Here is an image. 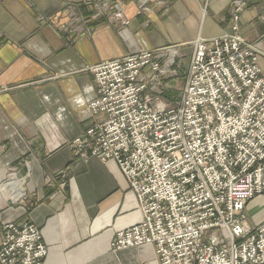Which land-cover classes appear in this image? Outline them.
<instances>
[{
	"label": "built area",
	"instance_id": "1",
	"mask_svg": "<svg viewBox=\"0 0 264 264\" xmlns=\"http://www.w3.org/2000/svg\"><path fill=\"white\" fill-rule=\"evenodd\" d=\"M148 2L135 0L143 12ZM81 5L89 10L86 24L129 23L122 0ZM247 6L231 1V32L194 40L175 104L145 92L146 74L161 72L170 47L85 67L95 82L87 103L92 123L69 146L74 155L113 161L141 212L139 223L115 234L112 250L150 244L158 264H264V223L248 229L243 215L246 203L264 194V71L238 31ZM73 10L66 8L70 23ZM165 65L164 73L171 62ZM46 255L35 224L2 225L0 264H42Z\"/></svg>",
	"mask_w": 264,
	"mask_h": 264
},
{
	"label": "crops",
	"instance_id": "2",
	"mask_svg": "<svg viewBox=\"0 0 264 264\" xmlns=\"http://www.w3.org/2000/svg\"><path fill=\"white\" fill-rule=\"evenodd\" d=\"M81 1L0 0V235L6 222L35 224L47 248L42 264H158L150 244L112 250L115 234L141 220L137 199L113 161L69 146L92 123L96 90L85 67L162 47L189 61L196 38L231 32L232 0H149V12L122 0L126 26L86 24ZM247 1L238 31L264 71V0ZM244 212L246 228L263 224L264 194Z\"/></svg>",
	"mask_w": 264,
	"mask_h": 264
},
{
	"label": "rangeland",
	"instance_id": "3",
	"mask_svg": "<svg viewBox=\"0 0 264 264\" xmlns=\"http://www.w3.org/2000/svg\"><path fill=\"white\" fill-rule=\"evenodd\" d=\"M123 4H124V2H123ZM70 19L71 18H69V20ZM81 20L84 21V19H82V18H81ZM101 21H105V20H101ZM95 23H93L92 21L90 22L91 25L95 24ZM65 25L63 26V28H65L67 30V28H69V26H65ZM122 26H126V25H122ZM66 33L72 34L71 32H68V30L66 31ZM167 51H170L171 56L166 57L164 59V61L160 62V71L161 72H158V71L155 72L154 71V72L146 74V76H147V79H146L147 89L145 92L152 95L153 97L162 98L167 104L168 103L169 104H175L178 102V100L181 97V94H182V91L184 88V84H185V80H186L187 69H188V64H189L190 59L188 61V55H182L180 58V61H176L173 54H172L175 52V50L170 47V48L164 50L163 54L167 53ZM192 52H193V49H192ZM192 52H191V55H192ZM191 55H190V58H191ZM167 61H170L171 65L168 67V71L164 73V70L166 69L165 64L167 63ZM167 83L169 84L168 86H167ZM150 86L155 87L156 92L149 91L148 88ZM243 215H244V219H245L244 210H243Z\"/></svg>",
	"mask_w": 264,
	"mask_h": 264
}]
</instances>
